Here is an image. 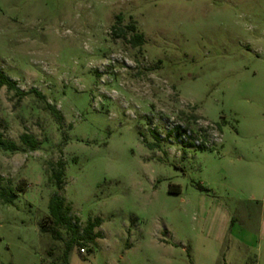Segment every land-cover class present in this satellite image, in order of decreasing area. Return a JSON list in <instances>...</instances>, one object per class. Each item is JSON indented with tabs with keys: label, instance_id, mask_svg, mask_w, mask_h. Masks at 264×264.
Returning <instances> with one entry per match:
<instances>
[{
	"label": "rangeland",
	"instance_id": "374dc122",
	"mask_svg": "<svg viewBox=\"0 0 264 264\" xmlns=\"http://www.w3.org/2000/svg\"><path fill=\"white\" fill-rule=\"evenodd\" d=\"M0 70V264H64L56 192L69 264H264V0H0Z\"/></svg>",
	"mask_w": 264,
	"mask_h": 264
},
{
	"label": "trees",
	"instance_id": "16d2710c",
	"mask_svg": "<svg viewBox=\"0 0 264 264\" xmlns=\"http://www.w3.org/2000/svg\"><path fill=\"white\" fill-rule=\"evenodd\" d=\"M131 31H135V27H130ZM144 37L140 34H135L130 40V44L133 47H141L144 45ZM7 87L9 91H14L18 96H25L26 93L21 92L16 83L9 80L0 70V88ZM38 97L44 99V97L34 91ZM46 109L50 112V114L59 122L63 121V117L57 108L51 104L46 103ZM20 142L23 146V150L35 152L40 147V142L33 136L29 134H23L20 137ZM0 149L6 152H18L22 148L15 142L7 140L4 138L3 134L0 131ZM64 163H59V171L56 173V180L58 187L63 185V177H64ZM199 189L205 190L202 186H198ZM23 191L21 188L15 190V195H18L19 192ZM171 193L180 194L181 187L179 185H172L170 187ZM48 226L51 234L56 232V229L64 230L67 234L68 239L65 240V250L63 256V263L69 264L68 258L69 255L73 252L75 247L77 246H88L90 244L95 245L96 240L100 238L99 233H95V230L101 226L102 220L96 219L93 222H90L86 228L81 231L80 228L74 222L72 216L68 212V208L66 206V200L61 196L60 192H56L50 199L49 203V216L47 218Z\"/></svg>",
	"mask_w": 264,
	"mask_h": 264
}]
</instances>
